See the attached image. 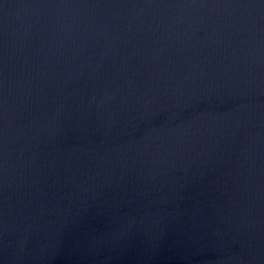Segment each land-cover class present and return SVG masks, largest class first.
<instances>
[{
    "label": "water",
    "instance_id": "1",
    "mask_svg": "<svg viewBox=\"0 0 264 264\" xmlns=\"http://www.w3.org/2000/svg\"><path fill=\"white\" fill-rule=\"evenodd\" d=\"M0 264H264V0H0Z\"/></svg>",
    "mask_w": 264,
    "mask_h": 264
}]
</instances>
